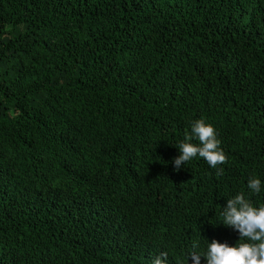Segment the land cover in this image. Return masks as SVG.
Masks as SVG:
<instances>
[{
	"label": "trees",
	"instance_id": "16d2710c",
	"mask_svg": "<svg viewBox=\"0 0 264 264\" xmlns=\"http://www.w3.org/2000/svg\"><path fill=\"white\" fill-rule=\"evenodd\" d=\"M199 119L226 163L177 170ZM241 192L264 205V0H0V264H192L247 242Z\"/></svg>",
	"mask_w": 264,
	"mask_h": 264
},
{
	"label": "clouds",
	"instance_id": "9594fccd",
	"mask_svg": "<svg viewBox=\"0 0 264 264\" xmlns=\"http://www.w3.org/2000/svg\"><path fill=\"white\" fill-rule=\"evenodd\" d=\"M194 138L199 141L198 145L191 142ZM220 143L211 124L206 123L204 119L196 120L191 126L190 134L186 132L184 141L179 145L180 155L173 161L175 169L178 170L182 164L197 155L212 168L226 163L227 157ZM222 174L223 169H219L218 175ZM247 188L258 194L261 181L252 178L248 181ZM221 215L222 223L238 231L241 240L246 239L247 242L230 247L227 243L213 239L203 255L195 251L198 245L193 244L194 250L187 259L190 257L192 264H201V257L206 260V264H264V205L254 206L241 192L227 200ZM152 264H168L167 253L162 252L155 257Z\"/></svg>",
	"mask_w": 264,
	"mask_h": 264
}]
</instances>
